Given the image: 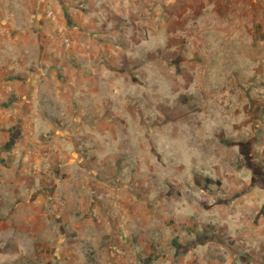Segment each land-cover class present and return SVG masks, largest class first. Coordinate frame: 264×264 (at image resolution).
Masks as SVG:
<instances>
[{
	"label": "rangeland",
	"instance_id": "rangeland-1",
	"mask_svg": "<svg viewBox=\"0 0 264 264\" xmlns=\"http://www.w3.org/2000/svg\"><path fill=\"white\" fill-rule=\"evenodd\" d=\"M148 256L264 264V0H0V264Z\"/></svg>",
	"mask_w": 264,
	"mask_h": 264
},
{
	"label": "trees",
	"instance_id": "trees-1",
	"mask_svg": "<svg viewBox=\"0 0 264 264\" xmlns=\"http://www.w3.org/2000/svg\"><path fill=\"white\" fill-rule=\"evenodd\" d=\"M152 261H153V259L150 256H148L145 259H143V263L144 264H150Z\"/></svg>",
	"mask_w": 264,
	"mask_h": 264
},
{
	"label": "crops",
	"instance_id": "crops-1",
	"mask_svg": "<svg viewBox=\"0 0 264 264\" xmlns=\"http://www.w3.org/2000/svg\"><path fill=\"white\" fill-rule=\"evenodd\" d=\"M234 32H235V34H229V36L228 37H234L236 34H237V32H236V29L234 30ZM231 35V36H230Z\"/></svg>",
	"mask_w": 264,
	"mask_h": 264
}]
</instances>
